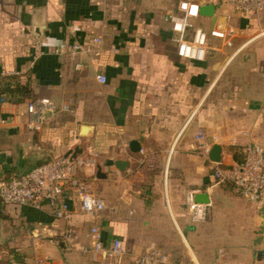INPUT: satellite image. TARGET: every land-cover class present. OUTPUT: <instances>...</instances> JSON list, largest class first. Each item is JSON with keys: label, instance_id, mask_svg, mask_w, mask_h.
<instances>
[{"label": "crops", "instance_id": "0c3cea01", "mask_svg": "<svg viewBox=\"0 0 264 264\" xmlns=\"http://www.w3.org/2000/svg\"><path fill=\"white\" fill-rule=\"evenodd\" d=\"M178 1L0 0V77L18 74L32 97L69 107L34 127L24 103L0 100V176L75 152L92 161L83 172L104 204L93 215L72 203L68 221L48 204L39 210L5 205L0 264H104L82 249L90 246L93 225L105 246L122 240L115 264H138L135 257L151 244L176 261L190 250L197 264H264L255 245L228 251L221 261L208 245L201 229L215 218L227 229L240 225L245 235L236 239H262L264 209L227 183H213L209 150L203 155L194 138L198 129L206 141L216 138L211 146H221V166L241 160L246 144L264 148V50L249 48L251 61L234 50L227 57L210 53L200 63L180 57L165 20ZM218 12L230 13L242 32L252 19L228 7ZM75 44L81 49L73 51ZM81 124L92 126L89 135L79 136ZM132 140L138 151L130 149ZM117 160L127 167L118 169ZM97 166L104 178L96 177ZM188 189L207 194L206 222L190 220Z\"/></svg>", "mask_w": 264, "mask_h": 264}, {"label": "built area", "instance_id": "2783aa9c", "mask_svg": "<svg viewBox=\"0 0 264 264\" xmlns=\"http://www.w3.org/2000/svg\"><path fill=\"white\" fill-rule=\"evenodd\" d=\"M206 4L215 6L214 20L199 13V8ZM222 7H228L239 16L252 17L257 23L264 20V0H179L175 11H168L165 20L170 24L177 54L194 62H204L211 51L218 47H231L239 38L242 29L232 23L230 13H219ZM207 19L203 24L199 19ZM237 23V22H236ZM78 25L73 30H79ZM263 31V30H261ZM264 35V31L260 33ZM256 38V37H255ZM99 41L98 38H94ZM253 38L242 42L234 48V55L240 53ZM73 51L81 49L78 44ZM37 54L41 49L37 46ZM264 73V66H263ZM100 82L104 75H97ZM69 110L68 105H58L47 97H37L25 103L30 126L38 127L50 115L57 111ZM196 142H202L201 151L207 156L212 142L205 140V132L198 129L194 135ZM242 159L229 165L221 166L214 162V184L230 183L241 196L264 209V151L257 144H246L240 148ZM91 162L81 156L66 154L32 167L18 176H0V201L4 205L41 209L45 204L53 208L56 218L68 221L71 216V204L74 203L87 214H98L104 207L101 199L95 196L92 179L83 172L84 165ZM197 189H188L184 201L192 222H203L209 214L208 202H197ZM90 246L83 251L94 259H103L104 264H115L124 253L122 240L114 238L110 246L103 244L102 232L96 225L90 227ZM138 264H197L194 254L188 250L180 260H173L167 253L154 244L148 246L135 257Z\"/></svg>", "mask_w": 264, "mask_h": 264}, {"label": "rangeland", "instance_id": "374dc122", "mask_svg": "<svg viewBox=\"0 0 264 264\" xmlns=\"http://www.w3.org/2000/svg\"><path fill=\"white\" fill-rule=\"evenodd\" d=\"M234 23H235V25H238L236 22H234ZM245 24H246V27H244L243 32L241 33V38L235 39L233 46H231V47H223V46L218 47L217 49L211 51L210 53H218V54L222 55V57L225 55L227 57L230 55L232 50H234V48L236 46H238V44H241L242 42H245L246 40H249L251 38H253V40L242 51L248 50L249 48L253 49V50L254 49L264 50V35H259L261 32L264 31V20L257 23V21H255L254 19H249L248 21H245ZM261 30H263V31H261ZM257 145H259L264 151L263 146H261L260 144H257ZM88 160L90 162H92L90 160V158H88ZM87 166H89V165H87ZM87 166L84 165V168H86ZM89 178H91V177H89ZM92 189L94 191H96V188H94L93 185H92ZM209 213H210V210H209ZM208 216H209V214H208ZM208 216H207V218H208ZM203 222H206V220ZM203 225H206V226H203L204 228L202 227L201 231H208V236H209V239L207 241L208 245L212 246V252L213 253L215 252V253H218V256L220 255L218 257L216 254L217 259L219 261H221L222 255H224V257H228V255H227L228 251H231V250L236 251L234 249L240 248V247L247 249L248 247H251V245H255L256 248L258 247V249L255 250V248H254L253 250L260 252L261 256L264 257L263 243L261 246V242L264 241V234L260 235V238H262V239H257L256 235H255V237H256L255 239H252V237L249 239L248 238L247 239H241V238L236 239L234 237L237 235H239V236L245 235V234H243V232L240 233L239 231H237V228L240 225L235 226V225L230 224L231 225L230 229H227V227L229 225L224 223L223 220H221L219 218H215L214 220H212V222L205 223ZM241 226L244 228L245 231H248V228L249 229L251 228L247 225V223H245L244 225H241ZM262 233H263V231H262ZM204 242H206V241H204ZM232 247H234V248H232ZM259 247H261V248H259ZM192 249L195 252V248L192 247ZM199 251L200 250H198V252ZM225 253H226V256H225ZM169 256L171 257V255H169ZM197 258H198V256H197ZM180 259H182V258H180ZM224 260H226V259L224 258ZM223 263L226 264V261L223 262V259H222V262L220 264H223Z\"/></svg>", "mask_w": 264, "mask_h": 264}, {"label": "water", "instance_id": "95a60500", "mask_svg": "<svg viewBox=\"0 0 264 264\" xmlns=\"http://www.w3.org/2000/svg\"><path fill=\"white\" fill-rule=\"evenodd\" d=\"M214 10H215L214 5L206 4V5H203L199 8V13L202 15L209 16L210 21L212 23L214 20ZM238 56L242 61H251L254 58L253 53L251 51H248V50L241 51ZM91 131H92L91 125L81 124L79 126V136L85 137V136L89 135L91 133ZM129 147L132 151H138L140 149V144L137 141L132 140L129 144ZM77 151H79V149H77ZM208 154H209V159L211 161H213V162L220 161L221 146L219 144H216V143L213 144L210 147ZM72 155L74 156L75 152ZM114 164L120 170L125 169L128 165L127 161H123V160H117V161H115ZM95 174H96V177H98V178H104L106 176L104 173H102L100 171L99 166H97V170H96ZM195 200L197 202H208L209 199H208V196L206 193H198L195 195Z\"/></svg>", "mask_w": 264, "mask_h": 264}, {"label": "trees", "instance_id": "16d2710c", "mask_svg": "<svg viewBox=\"0 0 264 264\" xmlns=\"http://www.w3.org/2000/svg\"><path fill=\"white\" fill-rule=\"evenodd\" d=\"M37 98L32 97L28 83H21L18 74H8L0 77V100L19 104ZM228 185L232 186L230 183ZM5 205L0 201V219L5 217Z\"/></svg>", "mask_w": 264, "mask_h": 264}]
</instances>
